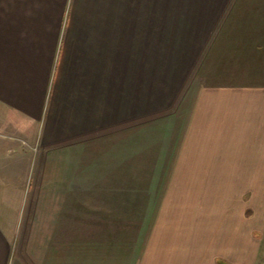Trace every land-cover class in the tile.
Returning <instances> with one entry per match:
<instances>
[{
  "label": "crops",
  "instance_id": "1",
  "mask_svg": "<svg viewBox=\"0 0 264 264\" xmlns=\"http://www.w3.org/2000/svg\"><path fill=\"white\" fill-rule=\"evenodd\" d=\"M238 1L0 0V264H264L239 202L264 180V92L227 66L255 21L234 16ZM175 100L169 127L146 124L148 105ZM124 116L158 200L110 222L97 198L110 197V130L134 127ZM148 212L141 241L125 239Z\"/></svg>",
  "mask_w": 264,
  "mask_h": 264
},
{
  "label": "rangeland",
  "instance_id": "2",
  "mask_svg": "<svg viewBox=\"0 0 264 264\" xmlns=\"http://www.w3.org/2000/svg\"><path fill=\"white\" fill-rule=\"evenodd\" d=\"M238 2L239 4H236L235 6L234 16H236L239 12L241 13L242 12L252 13L253 12V15L251 16V18H252V21L253 20L255 21H253L251 23L252 26L248 27V30L245 31L246 32L244 35L245 37H243V34L240 33L238 29H236L237 30L236 35L240 36V38L242 39V42L238 46V53H236V55L234 56L235 60L231 62L229 61L230 64L227 66L235 67L236 68L235 73L237 72L236 73L237 78L239 74V78L241 79L246 78L247 76L246 69H249V71H253L254 73H258L259 77L255 76L253 81L248 80L249 83H245L242 86L251 88L252 90H255L261 93V92H264V83H261L264 81V66H263L264 61L262 60L264 59V0H239ZM236 24L239 25L240 21H235L234 27ZM253 29H255V34L253 38L246 37V36H249L248 34L251 33L248 31L253 30ZM256 45H257V48H256ZM239 49L243 50L242 54L239 53ZM228 56H231V55L229 54ZM240 56H242L241 60H239ZM214 71L216 70L214 69L211 70L213 74H216ZM161 80L166 81L165 78H162ZM216 80H218V78H216ZM199 86L201 85H197L195 87H199ZM189 87L191 90H193L192 85ZM147 88H148V92H147L148 99L150 97L151 98H154L155 96L158 97L159 93L162 91L160 86L156 87L153 84L148 85ZM165 89H167L166 84L163 85V90L165 91ZM165 101L167 100H163L162 102H165ZM178 101L175 100L173 102V104H175L174 107H172L173 104L169 105L170 103L168 101L167 104L169 105V107L166 105L168 107V110L163 109L166 103L162 106L159 104L160 105L159 107L158 105H154V103L151 106L148 105L147 107L148 115H147L146 124H154L155 126L159 124V122L160 123L162 122V124L166 125L163 127L165 128L169 127L170 125L166 124L165 118L169 116L170 113L166 115V112H170L171 109L174 110V113L177 112V109H178L177 102ZM152 102H149V103H152ZM180 104H181V109H182L184 105L182 102H180ZM185 107L186 105L184 106V108ZM130 117H132L131 119L134 121L135 117L133 116H130ZM130 117L124 116V117H118V118L120 120H124V119L127 120V119H130ZM132 127H133L132 129H128L129 126H126V127L115 128V129L110 130V153L113 152L114 154L113 156L110 155V161H112L110 163V179L108 181V184L110 187V197H106L104 195L102 198H99V197L97 198L98 204H105V206H108V207L110 206V211H111L110 222H112L114 219L116 220L118 217H120V215L123 214L120 212V210L127 212V211H130L131 208L133 207L138 208L140 205L145 204L144 200H146V204L154 205L158 200V197H156L155 194L156 193L158 194L160 181L155 180V171L154 172L151 171L149 175L146 174L147 177L143 176L142 177L143 180L139 177L138 173L136 174L138 165L141 163V161L138 159V155L140 154V151L143 152V149L141 148V144L133 143L131 144V146H127L126 141H124L125 135L127 134L126 132L127 130L131 132L134 131V129L138 130L139 126L136 123V121H134V125H132ZM118 146L120 147L116 148ZM151 149L149 148V150L152 151L151 155H147V154L143 155V156L148 157L147 165L152 164L153 162V157H154L153 155H154L155 148H151ZM146 152H148V150ZM157 157H159V155ZM152 169H154V166ZM231 173L232 172H229V174ZM226 179H229V178L226 177ZM101 184H104V183L99 181V185L102 187ZM105 184H107V182H105ZM256 185H258L257 182L252 181L250 185L247 187L248 189L247 188L243 189L241 196L239 198V202L241 203L243 207L242 210L244 213V218L246 220H253V221L255 220V223H257L259 226L258 229L255 230L256 231L255 235L258 238L264 240V200L262 199L264 197L261 196V193H262L261 190L262 188H264V180L259 181V188L256 187ZM95 199L96 198H94V200ZM114 210L117 211L118 213H116ZM125 215L130 216V217L132 216L131 213L125 214ZM144 215H145V218L147 217V221L149 222V220L152 218L154 214L150 212L139 214L138 216H140V221H142L139 224L132 222L131 219H128L130 220V222L126 223L127 228L123 230V232L120 230L121 234L125 236V239L133 241L135 243L136 241L138 242L141 241L143 232H145V230L148 229L147 227H149L148 222L144 226V219H142ZM136 217H133V218H136ZM110 226H112V223H110ZM139 226H141L142 228L139 229L138 228ZM115 231L118 232V230H115ZM111 232H112V229H111ZM125 247H128L131 250H133L134 248L133 245L131 247L130 246H125ZM135 247H138V246L135 245ZM124 251L127 252L126 249Z\"/></svg>",
  "mask_w": 264,
  "mask_h": 264
}]
</instances>
